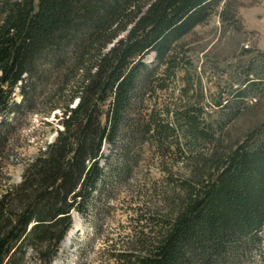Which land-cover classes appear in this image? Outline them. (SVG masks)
Instances as JSON below:
<instances>
[{"label": "trees", "instance_id": "obj_1", "mask_svg": "<svg viewBox=\"0 0 264 264\" xmlns=\"http://www.w3.org/2000/svg\"><path fill=\"white\" fill-rule=\"evenodd\" d=\"M220 1L0 0V162L29 118L59 112L53 141L19 183L0 190V264H52L73 213L106 214L97 206L111 196L106 146L121 139L130 174L144 141L162 146L178 133L192 147L206 140L199 112L177 111L170 124L143 116L144 99L181 69L188 72L186 39ZM244 81L239 99L262 84ZM190 85L185 78L184 93ZM193 170L166 215L137 217L147 218L149 232L112 253L117 264H235L258 245L264 124Z\"/></svg>", "mask_w": 264, "mask_h": 264}, {"label": "rangeland", "instance_id": "obj_2", "mask_svg": "<svg viewBox=\"0 0 264 264\" xmlns=\"http://www.w3.org/2000/svg\"><path fill=\"white\" fill-rule=\"evenodd\" d=\"M186 42L184 58L191 68L167 79L164 90H151L143 116L153 113L172 124L174 113L193 109L200 113L206 140L192 147L178 133L162 146L144 141L133 155L130 174L121 162V139L106 146L103 155L109 167L104 172L111 185L105 190L111 196L97 204L106 214L99 219L92 209L84 217L73 213V227L54 264H117L111 254L126 250L141 230L149 232L147 218L138 222V216L166 215L180 185L191 181L196 162L245 143L252 129L264 124V0H221ZM245 76L262 84L239 99L236 93L243 89ZM185 78L191 85L184 93ZM55 115L59 112L27 120L0 162V190L19 183L26 165L53 141L59 129ZM261 235L258 245L235 264H264V228Z\"/></svg>", "mask_w": 264, "mask_h": 264}]
</instances>
